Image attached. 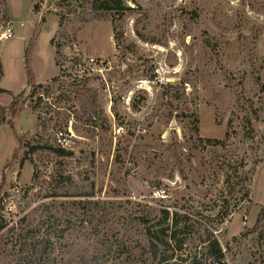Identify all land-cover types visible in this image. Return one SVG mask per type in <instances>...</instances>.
<instances>
[{
	"label": "rangeland",
	"instance_id": "1",
	"mask_svg": "<svg viewBox=\"0 0 264 264\" xmlns=\"http://www.w3.org/2000/svg\"><path fill=\"white\" fill-rule=\"evenodd\" d=\"M0 87V264H264V0H0Z\"/></svg>",
	"mask_w": 264,
	"mask_h": 264
},
{
	"label": "trees",
	"instance_id": "2",
	"mask_svg": "<svg viewBox=\"0 0 264 264\" xmlns=\"http://www.w3.org/2000/svg\"><path fill=\"white\" fill-rule=\"evenodd\" d=\"M94 3H97L102 0H93ZM35 8H38V5H35ZM119 9H123L124 11L128 9V7H120ZM202 141L208 142V143H221L223 141L220 140H213L209 138H201ZM54 151L60 155L65 156L70 154L67 152L64 148L58 147L55 148ZM7 167V166H6ZM4 187V179L2 180V183L0 185V191L2 192ZM1 199V196H0ZM168 216V212H165V218ZM170 229H161L162 236L161 242L162 245L167 246L171 248L172 241L176 243V245H173L175 251H178L183 247L184 238H180V233L177 230H170ZM149 235L153 237V233L149 230ZM205 245L204 249L200 251L199 253H195V255H187V258H180L179 262L173 261V264H227L225 262V253L222 245L220 244L219 240L211 235L206 241H204ZM154 246H157L155 243H153ZM162 258L163 262H170L174 259V255H163ZM174 256V257H173ZM190 259V260H189ZM189 260V261H188Z\"/></svg>",
	"mask_w": 264,
	"mask_h": 264
},
{
	"label": "built area",
	"instance_id": "3",
	"mask_svg": "<svg viewBox=\"0 0 264 264\" xmlns=\"http://www.w3.org/2000/svg\"><path fill=\"white\" fill-rule=\"evenodd\" d=\"M23 26L24 23H21ZM14 35V28L12 26H8L4 32L3 37L9 38ZM55 142L56 146L65 148L71 144V135L66 131L59 130L55 133Z\"/></svg>",
	"mask_w": 264,
	"mask_h": 264
},
{
	"label": "crops",
	"instance_id": "4",
	"mask_svg": "<svg viewBox=\"0 0 264 264\" xmlns=\"http://www.w3.org/2000/svg\"><path fill=\"white\" fill-rule=\"evenodd\" d=\"M1 88V87H0ZM3 89V88H1ZM11 104V103H10ZM0 105V121L4 122L5 123V117H6V110H7V107L10 105ZM3 124V123H2Z\"/></svg>",
	"mask_w": 264,
	"mask_h": 264
}]
</instances>
